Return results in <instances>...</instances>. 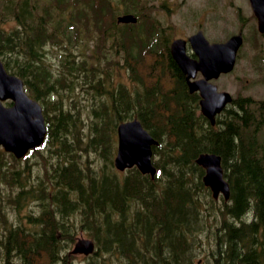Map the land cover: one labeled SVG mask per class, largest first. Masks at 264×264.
<instances>
[{"label":"trees","instance_id":"obj_1","mask_svg":"<svg viewBox=\"0 0 264 264\" xmlns=\"http://www.w3.org/2000/svg\"><path fill=\"white\" fill-rule=\"evenodd\" d=\"M89 3L95 42L109 41L111 66L126 71L125 82L110 89L84 49L66 48L56 74L42 59L49 41L62 42L56 37L61 21L64 31L80 17V10L64 16L69 0H0V57L40 102L47 128L44 144L34 149L44 150L45 171L32 181L0 149V264H71L68 248L79 230L95 241L84 264H104L113 255L117 264H197L202 229L212 235L213 264H264V99L235 97L211 124L166 44L148 43L141 31L128 35L115 22L118 8L140 15V0ZM8 20L14 26L7 28ZM101 56L99 62L107 61L104 50ZM77 86L89 88L87 114L75 99L65 100ZM132 116L158 140L153 177L135 166L113 167L116 124ZM92 151L94 163L83 159ZM203 151L221 156L228 200H216L203 184V168L195 163ZM28 198L32 226L8 220L2 207L15 209Z\"/></svg>","mask_w":264,"mask_h":264},{"label":"rangeland","instance_id":"obj_2","mask_svg":"<svg viewBox=\"0 0 264 264\" xmlns=\"http://www.w3.org/2000/svg\"><path fill=\"white\" fill-rule=\"evenodd\" d=\"M70 1L69 5L64 6V16H68L67 18H69L70 14L72 15L75 10L77 12L80 10V17H76L74 23L70 25L73 28H68L67 30L64 28V31L61 28L63 23L61 21L56 37H60L62 42L49 41L44 46L42 59L45 65L53 74H56L60 68H63L61 62L63 61L66 48L80 49V51L84 49V53L82 51L81 53L88 59L89 67L95 66L96 70H99L98 72H100L106 88L110 89L109 84H116L119 80L125 82L126 71L123 65L116 66L114 64L111 66L114 56H108L109 41L103 44L95 42L97 32H94L92 23L89 25V15L92 16L89 0ZM146 2H148L149 8L151 4L153 5L154 16L165 27L163 36L169 38L163 41L166 47L169 45L171 38H186L197 29L202 30L209 40L215 39L218 41L225 40L230 34L241 31L244 37L243 44L238 49L239 55L234 68L229 73L213 80V82L219 90H226L233 97L251 96L255 99H264V34L261 35L256 31L255 19L248 0H146ZM72 8L73 11H71ZM121 10V8L117 9L119 12ZM57 12L55 11V14ZM12 26H14V22L8 20L6 27L10 28ZM136 30H142V25L137 26ZM126 32L130 34L131 29L129 28ZM61 44L65 48H62ZM77 44L78 46H74ZM103 50L108 58L107 61L101 63L99 60L102 58L101 52ZM146 55L148 59L152 58V55ZM88 91L89 88L85 91L77 86L68 94L69 97H66L65 100L75 99L77 105L83 108L82 113L87 114V109L90 107L87 104L91 100V97L87 94ZM100 93L103 95V91ZM261 136L264 137V130ZM42 152L44 150H40L39 154L37 151H34L32 154H28L26 158L19 159L18 162L13 164L17 167L25 168L28 172V178L32 181L38 173L43 174L45 171L46 162H43V159L40 158ZM52 154L53 156L48 158L49 160L54 158V153ZM6 157L8 161H12L8 156ZM83 159L94 163L97 157H95L93 151L83 152ZM32 205L31 198H28L20 205H17L15 209L10 207V205H4L2 209L6 210L7 213L5 215L8 220L10 218L19 219L26 226H32L26 217V214L30 210L31 212L33 211L31 209ZM221 217L220 215L218 216V218ZM235 221L239 223V220L235 219ZM208 231V229H202L199 232V240L196 241L195 248L199 250V254L195 257L196 261L200 259L197 264H213V260H211L209 254L210 248H208L213 239L211 233H208ZM78 235L88 237L87 233L81 230L77 232L76 236ZM70 258L71 264H84L86 260L81 254H72ZM110 258L106 259L104 264H107V261L108 264H117L115 258ZM146 262L154 264L153 261L147 260ZM137 264H143V262L137 261Z\"/></svg>","mask_w":264,"mask_h":264},{"label":"water","instance_id":"obj_3","mask_svg":"<svg viewBox=\"0 0 264 264\" xmlns=\"http://www.w3.org/2000/svg\"><path fill=\"white\" fill-rule=\"evenodd\" d=\"M251 9L257 19V28L264 30V0H249ZM117 22H134L136 17L125 13L116 17ZM190 46L197 58H190L185 53V40H173L170 53L181 71L185 74L190 91H200V110L214 123L216 113L231 101L226 91H217L216 86L208 81L220 72H228L233 68L236 52L242 42L241 33L230 35L225 41L210 42L199 30L188 38ZM202 73L201 79L190 80L197 71ZM10 98L12 104L4 106L1 100ZM46 135L44 118L39 103L29 97L21 78L8 73L0 60V144L4 150L12 152L15 157L24 156L30 148L40 145ZM117 151L113 158L114 166L123 170L136 165L142 173L152 176L155 167L151 163V145L157 141L142 127L139 120L132 118L117 126ZM204 167L202 177L214 197L221 191L225 198L229 195L228 182L223 177L220 155L214 152H202L195 159ZM94 242L90 238L79 237L74 242L72 253L87 254L92 252Z\"/></svg>","mask_w":264,"mask_h":264},{"label":"flooded vegetation","instance_id":"obj_4","mask_svg":"<svg viewBox=\"0 0 264 264\" xmlns=\"http://www.w3.org/2000/svg\"><path fill=\"white\" fill-rule=\"evenodd\" d=\"M148 2H146V0H141V8H142V14H143V19H144V24L145 26L148 27H153L154 29H158L159 31H161V36L158 37V39L160 41H164L165 39H169V38H165L163 36V30H164V26L157 20V18L154 16L153 13V5L151 4V7L149 8V5L147 4ZM152 36H154V34L152 33ZM168 41V40H167ZM189 54L191 56L192 53L188 50ZM183 76V74H182Z\"/></svg>","mask_w":264,"mask_h":264}]
</instances>
